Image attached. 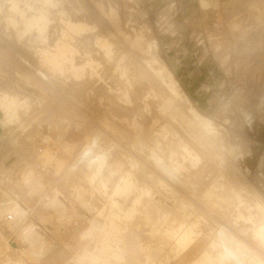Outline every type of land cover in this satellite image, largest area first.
Segmentation results:
<instances>
[{"label":"clouds","instance_id":"clouds-1","mask_svg":"<svg viewBox=\"0 0 264 264\" xmlns=\"http://www.w3.org/2000/svg\"><path fill=\"white\" fill-rule=\"evenodd\" d=\"M0 264H264V0H0Z\"/></svg>","mask_w":264,"mask_h":264}]
</instances>
